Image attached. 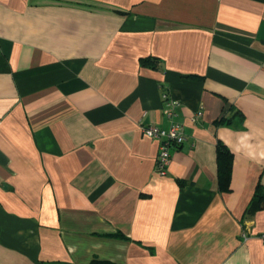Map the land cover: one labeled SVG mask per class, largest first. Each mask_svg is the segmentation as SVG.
Listing matches in <instances>:
<instances>
[{
	"label": "crops",
	"instance_id": "obj_1",
	"mask_svg": "<svg viewBox=\"0 0 264 264\" xmlns=\"http://www.w3.org/2000/svg\"><path fill=\"white\" fill-rule=\"evenodd\" d=\"M258 184L264 0H0V264H264Z\"/></svg>",
	"mask_w": 264,
	"mask_h": 264
},
{
	"label": "built area",
	"instance_id": "obj_2",
	"mask_svg": "<svg viewBox=\"0 0 264 264\" xmlns=\"http://www.w3.org/2000/svg\"><path fill=\"white\" fill-rule=\"evenodd\" d=\"M162 99L169 107L166 111V115L172 118L175 115L174 107L179 105V101L171 98L168 92H162ZM202 109H198L190 117L192 123H196L199 118L202 117ZM142 133L151 139H155L158 142V150L155 158L154 170L160 176L167 175L168 165L171 161V150L178 147L186 139L184 132V125L179 121H172L168 128H163L157 125H141ZM245 236V234H243ZM264 239V234H262Z\"/></svg>",
	"mask_w": 264,
	"mask_h": 264
},
{
	"label": "trees",
	"instance_id": "obj_3",
	"mask_svg": "<svg viewBox=\"0 0 264 264\" xmlns=\"http://www.w3.org/2000/svg\"><path fill=\"white\" fill-rule=\"evenodd\" d=\"M156 57H142L143 64L155 65ZM219 120H216V122ZM232 154L230 150L224 146H218V163H219V183L222 188L226 187L229 179V170L231 167ZM264 207V186L258 184L247 206L248 209Z\"/></svg>",
	"mask_w": 264,
	"mask_h": 264
}]
</instances>
